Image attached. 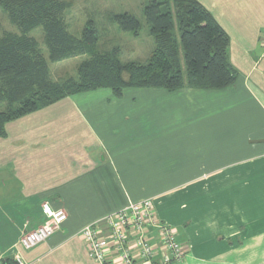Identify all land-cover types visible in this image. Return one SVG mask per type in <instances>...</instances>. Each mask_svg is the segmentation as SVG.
I'll return each mask as SVG.
<instances>
[{"label":"crops","instance_id":"crops-1","mask_svg":"<svg viewBox=\"0 0 264 264\" xmlns=\"http://www.w3.org/2000/svg\"><path fill=\"white\" fill-rule=\"evenodd\" d=\"M198 1L230 37L236 84L126 88L121 97L100 88L6 123L3 260L100 264L82 229L97 222L107 234L108 214L151 199L186 249L172 264H264V0ZM45 201L68 218L26 249L21 237L43 223Z\"/></svg>","mask_w":264,"mask_h":264},{"label":"trees","instance_id":"trees-1","mask_svg":"<svg viewBox=\"0 0 264 264\" xmlns=\"http://www.w3.org/2000/svg\"><path fill=\"white\" fill-rule=\"evenodd\" d=\"M62 0H0V8L20 33L5 30L0 36V137L6 123L51 105L65 97L110 88L121 97L126 88L183 87L224 89L238 80L230 63V37L198 0H150L144 15L155 41L145 63L122 62V47L97 50L98 30L89 20L78 37L67 28ZM120 28L139 35L141 22L134 15H116ZM42 27L49 60L30 33ZM88 56L77 76L54 80L49 61ZM4 264H17L12 258Z\"/></svg>","mask_w":264,"mask_h":264},{"label":"built area","instance_id":"built-area-1","mask_svg":"<svg viewBox=\"0 0 264 264\" xmlns=\"http://www.w3.org/2000/svg\"><path fill=\"white\" fill-rule=\"evenodd\" d=\"M260 41L264 48V31ZM42 214L43 223L21 237L26 249L47 241L68 218L64 208H54L48 201L42 204ZM102 221L107 234L100 233L97 222L82 229L91 256L100 264H172L185 258L176 227L159 219L151 199L132 202ZM16 261L23 264L20 256ZM0 264H4L1 257Z\"/></svg>","mask_w":264,"mask_h":264},{"label":"rangeland","instance_id":"rangeland-1","mask_svg":"<svg viewBox=\"0 0 264 264\" xmlns=\"http://www.w3.org/2000/svg\"><path fill=\"white\" fill-rule=\"evenodd\" d=\"M67 3L64 19L68 30L73 35L82 36V32L89 20L94 21L98 30L97 50L104 51L114 45L122 47L120 59L122 62L138 61L145 63L149 60L155 48V41L151 35L149 25L144 15L145 6L150 0H62ZM129 13L141 22L139 35L124 31L120 28L116 15ZM8 30L20 33L17 26L12 24L8 15L0 8V36ZM39 42L44 56L49 60V52L44 41L42 27L30 33ZM88 56H76L60 62L49 61L50 76L60 80L70 76H77L79 64ZM3 106L0 105V109Z\"/></svg>","mask_w":264,"mask_h":264}]
</instances>
